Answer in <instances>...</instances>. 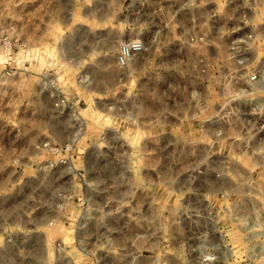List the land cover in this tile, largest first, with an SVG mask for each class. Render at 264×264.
Wrapping results in <instances>:
<instances>
[{
	"label": "rangeland",
	"instance_id": "rangeland-1",
	"mask_svg": "<svg viewBox=\"0 0 264 264\" xmlns=\"http://www.w3.org/2000/svg\"><path fill=\"white\" fill-rule=\"evenodd\" d=\"M243 1L0 0V264H264Z\"/></svg>",
	"mask_w": 264,
	"mask_h": 264
},
{
	"label": "built area",
	"instance_id": "built-area-1",
	"mask_svg": "<svg viewBox=\"0 0 264 264\" xmlns=\"http://www.w3.org/2000/svg\"><path fill=\"white\" fill-rule=\"evenodd\" d=\"M250 1V5L257 0H245ZM247 16L245 9L243 8V19ZM247 24V22H244ZM260 25H264L260 23ZM244 42V40H243ZM144 50L141 42H131L124 45L117 56V64L120 68L128 67L136 56L142 53ZM264 65L258 64L252 72L246 71L243 68V121L245 122L247 117V108L250 112H254V117L249 122L258 123L264 118ZM250 105V108L248 106Z\"/></svg>",
	"mask_w": 264,
	"mask_h": 264
},
{
	"label": "bare ground",
	"instance_id": "bare-ground-1",
	"mask_svg": "<svg viewBox=\"0 0 264 264\" xmlns=\"http://www.w3.org/2000/svg\"><path fill=\"white\" fill-rule=\"evenodd\" d=\"M239 98H242L241 95L239 96ZM263 102H264V100H263Z\"/></svg>",
	"mask_w": 264,
	"mask_h": 264
}]
</instances>
